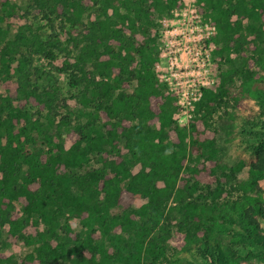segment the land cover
I'll list each match as a JSON object with an SVG mask.
<instances>
[{"label":"trees","instance_id":"16d2710c","mask_svg":"<svg viewBox=\"0 0 264 264\" xmlns=\"http://www.w3.org/2000/svg\"><path fill=\"white\" fill-rule=\"evenodd\" d=\"M196 1L212 18L215 50L239 52L242 62L201 88L186 125L176 117L177 93L156 73L153 32L156 13L172 15L182 0H29L26 11L58 20L59 31L26 24L8 38L0 24V264L262 261L264 195L256 186L264 179V0ZM2 9L13 13L0 0V22ZM58 55L56 69L76 91L71 98L87 109L75 122L58 83L31 80L34 58ZM221 108L227 135L248 132L255 141H246L254 158L244 179L235 175L243 159L228 165L218 156L219 128L209 119ZM94 154L99 165L89 166ZM230 188L237 194L222 197ZM137 197L144 202L134 207ZM18 240L28 249L23 256L1 250ZM237 245L260 250L241 255Z\"/></svg>","mask_w":264,"mask_h":264},{"label":"rangeland","instance_id":"374dc122","mask_svg":"<svg viewBox=\"0 0 264 264\" xmlns=\"http://www.w3.org/2000/svg\"><path fill=\"white\" fill-rule=\"evenodd\" d=\"M185 1L192 0H182L181 6L177 9H174L172 15L167 13H156L155 21L156 26L153 28L154 34L157 37V44L159 49V60L155 65L156 73L159 77L164 80L169 88L176 92L178 95V100L182 99L185 101L183 93L185 91H191L192 88L201 89L204 86H209L211 84H217L220 81V74L222 71L231 69L232 67H237L241 65V55L239 52L232 51L228 55L226 53H218L215 48L220 47L221 44H217L213 41L212 38H207L206 42L204 40L198 41L193 37H189L187 31L192 26L193 21L189 19V14L185 19L182 18L180 14L175 16L174 12H180L181 10L189 7L192 8V5L185 4ZM11 8H13V13L9 14L7 9L3 10L5 15L4 21L0 22L3 28H7L8 38H12L15 33L26 24H32L34 27L38 24L43 27V30L47 31L49 34L59 31L60 22L57 21H48L40 15H34L26 11V8L29 4V0H9ZM195 7L198 11V14L203 20L212 21L211 17H205L204 13L199 10V5L197 1L194 0ZM10 9V6H8ZM27 12V13H26ZM189 21V22H188ZM52 22V24L50 23ZM191 25H190V24ZM187 30V31H186ZM61 39L66 40L67 34L63 32L61 34ZM6 37V38H7ZM250 38V35L248 36ZM204 41V42H203ZM71 46V44H69ZM75 51L73 50V53ZM62 57L58 55L57 58L50 62L46 57H36L33 60V65L37 66V71L32 75V82L39 84L40 86H45L49 83H58L61 86L60 98L64 97L66 103H68V108L71 111L73 122L76 121V113L78 110H87L81 106L80 103L76 102L75 99H72L71 96L76 91L72 90L67 84V77L65 74L60 73L56 67L62 65ZM194 79V80H193ZM194 82V83H193ZM240 80L235 78V81L232 83V91H234L239 85ZM2 90V89H1ZM231 91V92H232ZM194 102L190 104L184 102L181 105V110L177 114V118L182 125H186L189 117L192 115V110L194 109ZM29 111L33 114L35 107L29 105ZM224 108L219 109L217 113L209 119V124L213 127L217 126L219 131L217 133L216 142L217 146L220 148L218 156L222 159L223 162L228 165H232L240 159L245 161V164L240 170L236 171L235 175L237 179H244L247 177V163L254 158L252 150L250 149V144L246 143L247 140L250 142H255L251 139L253 136L243 132L235 131L229 135L226 134V129L222 128V125H227L228 116L223 111ZM228 111H233L231 106H228ZM64 112V111H63ZM34 117L36 114L34 113ZM238 124L242 121L237 120ZM225 127V126H224ZM65 136V133L63 134ZM70 141L65 137V146L68 147ZM124 143L121 142L120 146L122 151H125ZM256 144L258 142L256 141ZM96 155L92 157V161L89 166H98L99 163L94 160ZM138 166L134 167V170H137ZM233 182L234 179L230 178L228 182ZM229 186V184H228ZM256 192L264 195V179L260 180L256 186ZM237 191L228 189L224 192L222 197H227L228 195L235 196ZM221 197V198H222ZM144 199L137 197L133 203L134 207H138ZM171 225L172 229H176V222L178 221V214H171ZM40 228L44 227V224L39 223ZM72 225L74 228L79 229L78 221L72 220ZM7 228L4 229V234L6 233ZM173 240L168 242L167 256L173 255ZM238 254L245 255L248 251H253L254 253L259 252L260 248H256L249 245H237L234 246ZM5 254L12 255L14 258H19L23 256L28 250L21 240L10 243L7 246L1 249ZM262 253L257 255L261 258V262L258 264H264V247L261 249ZM181 256H187L186 254H181ZM190 259L194 261V264H212L205 259L200 257L189 256ZM165 261V260H164Z\"/></svg>","mask_w":264,"mask_h":264},{"label":"built area","instance_id":"2783aa9c","mask_svg":"<svg viewBox=\"0 0 264 264\" xmlns=\"http://www.w3.org/2000/svg\"><path fill=\"white\" fill-rule=\"evenodd\" d=\"M184 3L192 5V8L187 7L185 9L181 10L179 13L174 12L175 16L180 14L182 16V18L185 19L186 16L189 14V19L193 21V24L189 28V31L186 30L187 34L189 35L190 38L193 37V39L195 38L198 41L202 42V40H204L206 42V39L209 38V36L212 33H214V30H215L214 24H212L208 20H203L200 17V15L198 14V11L195 7L194 0H192V2L191 1H185ZM201 94H202L201 89L192 88L191 91L187 90L183 93V95L185 97V101L180 99L179 103L183 104L184 102H188L190 104L192 101L195 103L201 97Z\"/></svg>","mask_w":264,"mask_h":264}]
</instances>
